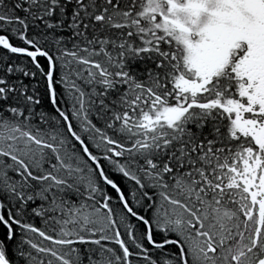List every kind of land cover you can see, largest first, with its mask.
<instances>
[{"label": "snow or ice", "instance_id": "obj_1", "mask_svg": "<svg viewBox=\"0 0 264 264\" xmlns=\"http://www.w3.org/2000/svg\"><path fill=\"white\" fill-rule=\"evenodd\" d=\"M0 264H264V0H0Z\"/></svg>", "mask_w": 264, "mask_h": 264}]
</instances>
